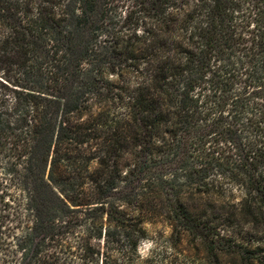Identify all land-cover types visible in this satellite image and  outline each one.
<instances>
[{
    "label": "trees",
    "instance_id": "16d2710c",
    "mask_svg": "<svg viewBox=\"0 0 264 264\" xmlns=\"http://www.w3.org/2000/svg\"><path fill=\"white\" fill-rule=\"evenodd\" d=\"M148 226L264 264V0H0V264Z\"/></svg>",
    "mask_w": 264,
    "mask_h": 264
},
{
    "label": "rangeland",
    "instance_id": "374dc122",
    "mask_svg": "<svg viewBox=\"0 0 264 264\" xmlns=\"http://www.w3.org/2000/svg\"><path fill=\"white\" fill-rule=\"evenodd\" d=\"M237 199L238 197L234 201ZM147 228L149 238L139 245L136 264H210L211 258L200 241H191L186 236L175 240L170 237L168 227Z\"/></svg>",
    "mask_w": 264,
    "mask_h": 264
}]
</instances>
